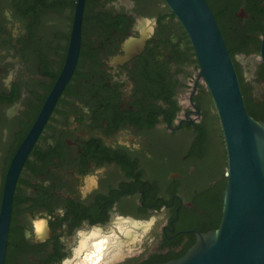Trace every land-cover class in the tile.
<instances>
[{
    "label": "flooded vegetation",
    "instance_id": "flooded-vegetation-1",
    "mask_svg": "<svg viewBox=\"0 0 264 264\" xmlns=\"http://www.w3.org/2000/svg\"><path fill=\"white\" fill-rule=\"evenodd\" d=\"M205 1L245 109L264 121V0ZM77 2L0 0V209L10 162L63 68ZM198 69L165 0H83L73 69L15 178L3 264L164 263L194 231L217 228L227 158L202 76L193 90ZM92 234L100 250H79ZM112 241L121 251L106 255Z\"/></svg>",
    "mask_w": 264,
    "mask_h": 264
},
{
    "label": "water",
    "instance_id": "water-1",
    "mask_svg": "<svg viewBox=\"0 0 264 264\" xmlns=\"http://www.w3.org/2000/svg\"><path fill=\"white\" fill-rule=\"evenodd\" d=\"M165 2L184 27L194 49L199 69L193 90L196 79L202 76L219 118L227 166L226 184L220 192L222 216L218 227L206 232L194 231L196 241L181 257L152 264H264V121L254 119L245 109L233 63L206 1ZM82 5L83 0H78L61 73L6 174L0 209V264L4 260L15 178L73 69ZM186 112L197 114L199 110ZM184 116L186 124L192 121L185 113ZM169 128H179V123Z\"/></svg>",
    "mask_w": 264,
    "mask_h": 264
},
{
    "label": "bare ground",
    "instance_id": "bare-ground-1",
    "mask_svg": "<svg viewBox=\"0 0 264 264\" xmlns=\"http://www.w3.org/2000/svg\"><path fill=\"white\" fill-rule=\"evenodd\" d=\"M125 234H127V233H125ZM114 242L115 241L110 242L109 245H112L111 248L109 247V245L107 246V249L104 248L105 249V254H106V252L108 254L111 249H114L116 247L117 248L115 250L121 251V245H120L121 243L117 244V243H114ZM101 244H102V240L98 237V234H92V235L87 236L84 239H82L79 250H87V252H89V253H94L95 251L100 250Z\"/></svg>",
    "mask_w": 264,
    "mask_h": 264
},
{
    "label": "clouds",
    "instance_id": "clouds-1",
    "mask_svg": "<svg viewBox=\"0 0 264 264\" xmlns=\"http://www.w3.org/2000/svg\"><path fill=\"white\" fill-rule=\"evenodd\" d=\"M35 227H36V229L38 230L39 227H40V225H39V224H36Z\"/></svg>",
    "mask_w": 264,
    "mask_h": 264
}]
</instances>
